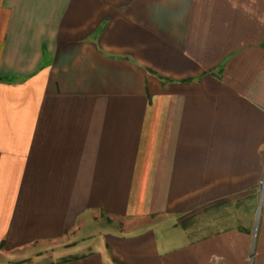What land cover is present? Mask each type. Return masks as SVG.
<instances>
[{
    "label": "crops",
    "instance_id": "1",
    "mask_svg": "<svg viewBox=\"0 0 264 264\" xmlns=\"http://www.w3.org/2000/svg\"><path fill=\"white\" fill-rule=\"evenodd\" d=\"M264 0H0V264H264Z\"/></svg>",
    "mask_w": 264,
    "mask_h": 264
},
{
    "label": "built area",
    "instance_id": "2",
    "mask_svg": "<svg viewBox=\"0 0 264 264\" xmlns=\"http://www.w3.org/2000/svg\"><path fill=\"white\" fill-rule=\"evenodd\" d=\"M258 193L260 194V196H264V179L260 181Z\"/></svg>",
    "mask_w": 264,
    "mask_h": 264
}]
</instances>
